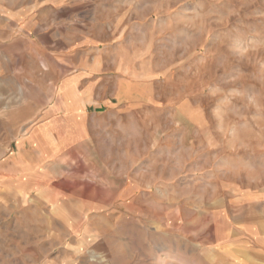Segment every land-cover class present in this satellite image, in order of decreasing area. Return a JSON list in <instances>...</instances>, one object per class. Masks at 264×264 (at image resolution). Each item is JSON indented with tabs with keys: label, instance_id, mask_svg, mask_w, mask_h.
I'll return each mask as SVG.
<instances>
[{
	"label": "rangeland",
	"instance_id": "374dc122",
	"mask_svg": "<svg viewBox=\"0 0 264 264\" xmlns=\"http://www.w3.org/2000/svg\"><path fill=\"white\" fill-rule=\"evenodd\" d=\"M263 183L264 0H0V264H235Z\"/></svg>",
	"mask_w": 264,
	"mask_h": 264
},
{
	"label": "crops",
	"instance_id": "0c3cea01",
	"mask_svg": "<svg viewBox=\"0 0 264 264\" xmlns=\"http://www.w3.org/2000/svg\"><path fill=\"white\" fill-rule=\"evenodd\" d=\"M257 190L236 195L239 198L230 195L223 199L219 211L220 222L230 227L228 247L235 264H264V183ZM240 209H245L244 213Z\"/></svg>",
	"mask_w": 264,
	"mask_h": 264
}]
</instances>
